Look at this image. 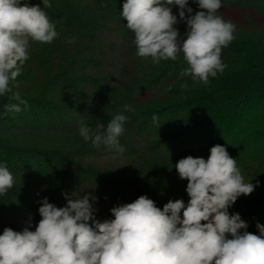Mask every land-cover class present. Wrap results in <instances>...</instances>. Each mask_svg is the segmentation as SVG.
<instances>
[{
	"label": "trees",
	"instance_id": "16d2710c",
	"mask_svg": "<svg viewBox=\"0 0 264 264\" xmlns=\"http://www.w3.org/2000/svg\"><path fill=\"white\" fill-rule=\"evenodd\" d=\"M22 2L44 7L42 0ZM49 2L45 11L59 36L51 44L30 41L14 88L27 109L5 112V104L18 102L11 94L0 97V163L15 179L0 196V234L5 227L34 231L40 201L47 197L62 207L61 193L74 190L97 197L99 221L141 195L161 209L170 199L186 204L187 180L179 178L175 164L189 155L207 159L217 144L236 159L245 182H258L229 208L248 223V232L258 234L255 225L264 224V45L252 16L264 17V0H222V7L239 10L243 22L218 10L235 24V39L222 49L223 73L207 85L180 76L186 67L182 54L159 63L136 55L134 33L120 16L124 0ZM188 7L191 15L200 10L193 0ZM171 10L183 39L187 25L176 6ZM236 57L241 61L231 63ZM126 104L134 111L123 112ZM122 112L129 117L119 137L122 156L113 159L106 146L80 137L81 120L95 131Z\"/></svg>",
	"mask_w": 264,
	"mask_h": 264
},
{
	"label": "clouds",
	"instance_id": "9594fccd",
	"mask_svg": "<svg viewBox=\"0 0 264 264\" xmlns=\"http://www.w3.org/2000/svg\"><path fill=\"white\" fill-rule=\"evenodd\" d=\"M193 2L200 10L191 15L188 0H124L120 16L134 33L137 56L159 63L177 61L182 54L186 67L180 76L207 85L226 68L222 49L235 39L236 26L217 15L222 0ZM42 3L43 8L22 0H0V97L11 94L10 99L18 102L5 104V112L28 107L14 88L29 59L30 41L51 44L59 36L45 11L51 7L49 0ZM173 6L187 25L183 39L175 27ZM133 111L123 106V112ZM123 112L106 126L97 124L95 131L81 120L80 137L97 147L103 144L114 153L113 159L122 156L125 149L119 137L129 119ZM153 122L161 124L156 116ZM209 153L207 159L189 155L175 164L179 178L187 180L186 204L170 199L161 209L141 195L112 207V218L99 221L93 208L97 197L90 192L80 195L84 189L62 192L66 200L62 207L43 198L34 231L3 229L0 264H264V224L257 223L258 234H253L238 213H229L238 197L251 194L258 182H245L225 146L214 145ZM14 184L6 163H0V196Z\"/></svg>",
	"mask_w": 264,
	"mask_h": 264
},
{
	"label": "rangeland",
	"instance_id": "374dc122",
	"mask_svg": "<svg viewBox=\"0 0 264 264\" xmlns=\"http://www.w3.org/2000/svg\"><path fill=\"white\" fill-rule=\"evenodd\" d=\"M219 12L228 20H233L239 25H241V22H243L239 10L237 9H229L226 7H221L219 9ZM252 21L256 25V27L259 29V32L261 34V37L263 38L261 43L264 45V17L262 16H252ZM241 61V58H231V63H238Z\"/></svg>",
	"mask_w": 264,
	"mask_h": 264
}]
</instances>
